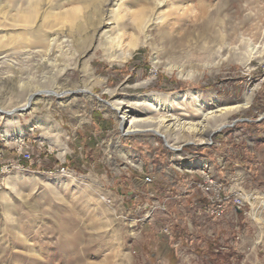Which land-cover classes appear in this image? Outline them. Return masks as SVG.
I'll return each instance as SVG.
<instances>
[{
  "label": "rangeland",
  "instance_id": "rangeland-1",
  "mask_svg": "<svg viewBox=\"0 0 264 264\" xmlns=\"http://www.w3.org/2000/svg\"><path fill=\"white\" fill-rule=\"evenodd\" d=\"M26 1L0 0V48L19 32L35 49L53 30L63 41L51 44L53 68L3 54L0 80L13 89L0 82V108L21 103L14 84L68 93L0 113V264H264V53L246 62L264 42V0H37L24 31L13 18ZM148 94L167 113L150 111ZM247 98L207 143L175 149L151 132L123 134L126 120L106 107L115 100L141 117L194 121ZM201 175L225 195L220 216L190 187ZM149 190L168 197L162 207Z\"/></svg>",
  "mask_w": 264,
  "mask_h": 264
},
{
  "label": "bare ground",
  "instance_id": "bare-ground-1",
  "mask_svg": "<svg viewBox=\"0 0 264 264\" xmlns=\"http://www.w3.org/2000/svg\"><path fill=\"white\" fill-rule=\"evenodd\" d=\"M159 5V4H158ZM17 10V9H16ZM77 10L78 9H72L70 10L67 14H66V19L69 22L70 25H72V23L74 22L76 16H77ZM37 13H38V9H37V0H27L26 1V6L24 7V9H19L16 12V15L14 16L15 18H13L14 23L16 24L15 26H20L21 30H27L28 28H30V26H32L37 18ZM54 16V20L58 23H61V20L64 21V19L62 17L56 16V14H53ZM135 19L137 24L140 25L141 20H142V13H138L135 15ZM151 21V19H150ZM104 25V22L100 21L98 23V25L96 26V30H101L102 27ZM153 25V21L149 22V20L147 21V23L145 24V28L149 31V27H151ZM19 28V27H18ZM80 29V28H77ZM264 30V27H261V30L259 32H262ZM23 32H19L18 35L13 39V41H8L7 43H12L13 46L10 49H6V48H0V59L3 57L5 58L7 55H3L5 52L8 53L11 52L12 54H16L18 57H22V58H36V62L39 65H44L50 68L54 67L53 62V52H51L52 49V43H56L57 42H61L63 40H60L59 37H61L60 35V31H54L51 32L50 36H47L44 39V45H42V49H35V47H29L28 45L24 44L23 42ZM104 41L106 43H114L113 45H117V42H115L114 38L112 37L111 33H109L108 31L104 30L101 33ZM12 37V36H11ZM59 40V41H58ZM67 42V40H64ZM63 44V43H62ZM3 45H6L5 43ZM51 45V47H50ZM57 46V45H56ZM137 46V42L135 40H132L129 43V47L126 49V51H124L122 53V55H120V61L121 62H125L127 61V59H129L130 55H131V51ZM56 49V48H55ZM85 49V48H84ZM112 49V48H111ZM249 53L250 55L247 56L249 58L246 59V62L249 61L250 57H261L264 53V42L262 43H258L257 45H253L251 46V48L249 49ZM51 52V53H50ZM55 52V51H54ZM85 50L81 51L78 54V57L76 58V62L81 59V57H83ZM114 52H115V48H114ZM10 54V53H9ZM52 54V55H51ZM56 55V53H55ZM5 56V57H4ZM37 57L41 58V60H38ZM118 57V56H117ZM56 58V57H55ZM13 59V58H12ZM9 61V59H8ZM119 61V60H118ZM168 70H171L172 67L168 66L167 67ZM7 80H0L1 83L6 84L8 87V83H6ZM15 87V90L17 91H21V93H25L24 96L22 97V99L20 100L21 103H17V105H15V107L9 109V110H5L3 108H0V113H4V114H10L12 112L15 111H24L26 110L32 103V101L34 100V97L36 95L39 94H43V96L46 97H50V96H55V97H61L62 95H64L66 92H63L62 94L59 93L56 90L53 89H49V90H40V89H30L29 87H22V85H13ZM11 90L13 88L9 87ZM65 96V95H64ZM159 96V95H158ZM172 96V95H171ZM167 97L166 98V102H168V108L167 109H171L170 107V102L171 101H176V100H180V96H176V97ZM145 98L143 100L147 101L150 104V111H157L159 109L164 110L165 113H167L166 111V106L163 107L161 100H159L157 97H155V94H148L146 96H144ZM140 100V99H139ZM123 102V101H122ZM249 105V98H247L245 101H243L242 103H238L235 105H230V106H224V107H217L214 110H208L204 113H202L200 116H198V119H194V121H187L186 119L181 120L183 118H176V117H172V114H160L158 116H145V117H141L138 114V111L133 109L131 106L129 105H123V103L121 102H117V101H112V102H106V107L110 108L113 110V113L115 115V117L118 119V122H120V125L125 122L126 120V128L125 131L123 132V134H128V133H135V132H151L154 134L159 135L161 138H163L165 145L168 148H173L175 149L176 144L178 145H184L187 143H191V144H201V143H207L210 139L211 136L213 135V133L222 128L224 126V124L220 121V119L227 113L233 112V111H238L241 108H246ZM170 112V111H169ZM133 113V114H131ZM11 118V117H10ZM15 119V118H14ZM223 119V118H222ZM119 129V127H118ZM20 133H21V128L19 129ZM189 135H193V137L195 136V138L197 140H195V138L189 137ZM3 136H7V132L4 131L3 132ZM172 139H171V138ZM199 141V142H198ZM256 215V214H255ZM256 217V216H255Z\"/></svg>",
  "mask_w": 264,
  "mask_h": 264
},
{
  "label": "built area",
  "instance_id": "built-area-1",
  "mask_svg": "<svg viewBox=\"0 0 264 264\" xmlns=\"http://www.w3.org/2000/svg\"><path fill=\"white\" fill-rule=\"evenodd\" d=\"M23 158L25 160L30 159V154L27 151L23 152ZM202 176V175H201ZM144 181L145 183H150L151 179L150 177H144ZM190 187H194L196 189H200L204 192L205 195H210V202L209 204H211V211H207V213L212 216V217H216V216H220L224 209H225V195H223L220 191V186H214L211 182H207L205 177H201V180L199 181H195L194 183H190ZM152 191H148V195L151 197H155L154 193ZM167 200V198H165ZM163 201H157L160 203V207H162V205H164V203L166 202V200ZM240 206H234L235 210H239ZM164 209V207L162 208ZM165 210V209H164ZM164 231L167 230V227H165L163 229Z\"/></svg>",
  "mask_w": 264,
  "mask_h": 264
},
{
  "label": "crops",
  "instance_id": "crops-1",
  "mask_svg": "<svg viewBox=\"0 0 264 264\" xmlns=\"http://www.w3.org/2000/svg\"><path fill=\"white\" fill-rule=\"evenodd\" d=\"M160 190H161V189H160ZM149 191H150V190H149ZM158 191H159V190H156L155 192H157V193H158ZM161 191H163V192H166V191H164V190H161ZM157 193H156V194H157ZM184 193H187V192H186V191H184ZM160 195H161V194H160ZM154 196H155V198H156V199L159 201V198H158V196H157V195H155V194H154ZM167 198H168V197H167ZM165 200H166V199H165ZM171 200H172V199H171ZM171 200H170V201H171ZM191 204H192V205H195V204H196V201H195L194 199H192V201H191ZM162 227H163V226H162ZM165 227H167V226H165ZM163 228H164V227H163ZM161 230H162V228H161Z\"/></svg>",
  "mask_w": 264,
  "mask_h": 264
}]
</instances>
